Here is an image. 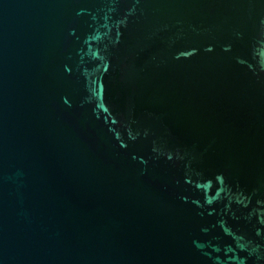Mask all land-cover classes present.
<instances>
[{"label": "water", "instance_id": "water-1", "mask_svg": "<svg viewBox=\"0 0 264 264\" xmlns=\"http://www.w3.org/2000/svg\"><path fill=\"white\" fill-rule=\"evenodd\" d=\"M0 264H264V0H0Z\"/></svg>", "mask_w": 264, "mask_h": 264}]
</instances>
